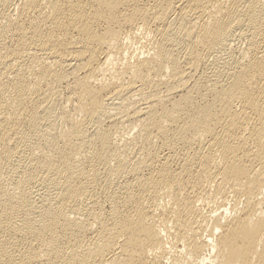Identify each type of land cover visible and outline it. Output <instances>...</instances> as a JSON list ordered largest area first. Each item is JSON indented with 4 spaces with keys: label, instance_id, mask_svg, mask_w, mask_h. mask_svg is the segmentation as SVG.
Masks as SVG:
<instances>
[{
    "label": "bare ground",
    "instance_id": "bare-ground-1",
    "mask_svg": "<svg viewBox=\"0 0 264 264\" xmlns=\"http://www.w3.org/2000/svg\"><path fill=\"white\" fill-rule=\"evenodd\" d=\"M0 264H264V0H0Z\"/></svg>",
    "mask_w": 264,
    "mask_h": 264
}]
</instances>
